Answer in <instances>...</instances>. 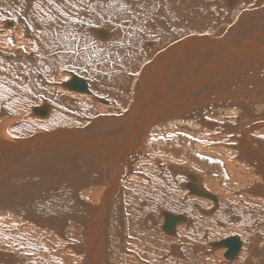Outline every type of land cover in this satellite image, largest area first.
Masks as SVG:
<instances>
[{
  "label": "bare ground",
  "instance_id": "1",
  "mask_svg": "<svg viewBox=\"0 0 264 264\" xmlns=\"http://www.w3.org/2000/svg\"><path fill=\"white\" fill-rule=\"evenodd\" d=\"M0 264H264V0H0Z\"/></svg>",
  "mask_w": 264,
  "mask_h": 264
},
{
  "label": "water",
  "instance_id": "2",
  "mask_svg": "<svg viewBox=\"0 0 264 264\" xmlns=\"http://www.w3.org/2000/svg\"><path fill=\"white\" fill-rule=\"evenodd\" d=\"M66 86H73L76 90H85L86 88H85V86L83 85V83L82 82H78V83H75V82H70L69 84H67ZM74 89V90H75ZM171 219V221H172V218H170ZM232 244V243H231ZM232 246H233V244H232Z\"/></svg>",
  "mask_w": 264,
  "mask_h": 264
},
{
  "label": "snow or ice",
  "instance_id": "3",
  "mask_svg": "<svg viewBox=\"0 0 264 264\" xmlns=\"http://www.w3.org/2000/svg\"><path fill=\"white\" fill-rule=\"evenodd\" d=\"M64 2H65V6L67 7L68 4H69V0H64ZM48 3L49 4H52L53 3V0H48ZM37 7H39V5H37ZM72 7H75V5H72Z\"/></svg>",
  "mask_w": 264,
  "mask_h": 264
}]
</instances>
